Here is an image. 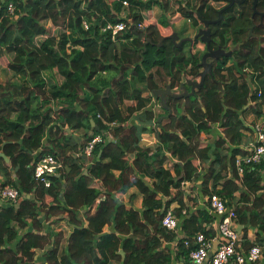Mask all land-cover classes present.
<instances>
[{"label": "trees", "instance_id": "16d2710c", "mask_svg": "<svg viewBox=\"0 0 264 264\" xmlns=\"http://www.w3.org/2000/svg\"><path fill=\"white\" fill-rule=\"evenodd\" d=\"M123 2L133 11L131 22L120 19ZM162 3L168 11L169 2ZM158 4L157 0H119L109 7L105 0H24L16 6V20L0 7V68L7 59L6 67L22 79V83L0 84V153L10 159L7 164L0 157V175L4 176L0 186L12 185L23 197L16 208H0V264H36L37 251H44L45 264H172L171 253L162 250L166 242H176L178 237L162 225L170 199L179 202L175 214L183 221L177 259L189 258L196 248L193 238L203 233L211 239L215 231L203 226L211 220L208 213L199 211L197 216L183 219L187 207L182 183L197 181L200 174L195 162L209 159L212 149H223L226 144L236 148L230 156L215 155L203 178V193H217L232 205L240 192L244 205L236 206V219L245 228L257 229L259 242H264V177L260 172L264 161L247 168L242 177L235 166L237 156L247 154L240 149L245 130L240 113L246 112L250 91L241 77L243 69L248 67L259 79L264 78V16L253 17L254 0H246L210 26L211 47L233 50V55L213 61L212 74L195 95L167 100L160 146L149 152L140 147L146 127L130 126L134 114L147 107V100L141 92L130 94V84L156 90L150 72L157 68L175 89L186 77L196 78L202 71L201 60L190 52V44L175 47L170 39L173 28L155 19L153 8ZM226 4L225 0H188L182 12L198 27L204 20H217ZM257 11L264 13V0H257ZM83 20L91 23L88 31ZM50 21L55 30L48 36ZM118 22H125L127 29L115 40L111 33L102 32L108 23ZM253 23L256 27L251 35ZM262 87L251 96L257 117L263 115V80ZM127 100H135L136 106ZM142 116L143 122L154 120L152 111H144ZM218 124L223 137L215 144L203 142V135ZM65 128L72 132L88 128L93 133L81 145L64 143ZM97 135L104 143L97 146L92 164L85 167L84 158L76 154ZM47 136L50 154L59 156L66 167L60 177H53L49 188L37 183L33 175L34 163L46 154ZM131 154H135L132 164ZM171 160L174 164L166 168ZM228 168L232 179L222 176ZM146 177L152 180L151 187L144 181ZM133 187L143 195L142 213L127 210L113 193H126ZM28 195L36 199L29 200ZM101 195L105 199L97 203ZM163 198L169 199L167 203ZM43 213L55 233H36L43 229ZM29 227L33 232H28ZM106 227L112 232L105 233ZM70 229L67 254L60 256ZM255 244L243 243L244 251Z\"/></svg>", "mask_w": 264, "mask_h": 264}, {"label": "crops", "instance_id": "0c3cea01", "mask_svg": "<svg viewBox=\"0 0 264 264\" xmlns=\"http://www.w3.org/2000/svg\"><path fill=\"white\" fill-rule=\"evenodd\" d=\"M105 1L109 7H112L114 2L119 1V0H105ZM137 1L147 2L150 0H137ZM157 1H159V4L153 8V15H154L155 19L158 20L159 22H164L168 26H171V28H173V30L178 33L180 39L188 38V37L194 38L198 34L199 30L204 27V25L202 23L199 24L198 27L193 26V22L189 18H187L185 16V14L182 12V9H185V6H186L185 4L188 2V0H157ZM164 1L169 2L170 8L168 11L164 10V8L162 7V4H163L162 2H164ZM132 14H133V11L130 12L129 6L124 7L123 12L120 14V19L127 20L128 22H131L132 21ZM16 19H18V17H16L13 20H16ZM84 21H87V20H83L82 24L84 23ZM89 24L91 26V23H89ZM47 30H48L47 35L51 36L55 30V24L52 21H50L48 23ZM84 30L88 31L85 28H84ZM189 50H190V52H193V54H198V56L201 60L203 55L207 52V47L204 43H202L201 41H198L195 45H193V46L190 45ZM226 51H232L233 52V50H227V49H226ZM213 61L214 60H211V59L209 60V62H212V63H213ZM150 74L153 76V80H154L155 85L157 87L156 90L151 91V90L147 89V86L145 84L131 83L129 91H130V94L134 93V92H136V93L141 92V96L147 100L146 101L147 107L144 109V111H152L154 113V120H152L150 122L149 121H146V122L141 121V117H143L142 114L144 111L135 113L134 116L132 117L133 120L130 122V126L136 125L138 127H146L147 130H145V132L142 133L141 138H140V147L145 149V150H148L149 152H152V151H156L160 146L159 133L161 130L162 123L166 122L165 110L167 108V100L170 97H172V95H174V94L177 95V94H180L181 92H183V91H181L180 87L182 84H185L186 80L192 79V80L200 82V77H196V78L186 77L184 79V81L179 85V87L172 89V87L170 86V81H169L168 77H166L165 74H163V72L161 70H159L157 68L153 69L150 72ZM241 77H242L243 81L248 85L249 90H250L249 91V97H248V105L245 108L246 112L240 113V117H241V119L245 125V130L243 131V139H242V143L240 145V149L247 151L252 146V144L256 138L255 126L258 123H260L262 120H264V105L261 108L263 115L261 117H257L253 111L255 101H253V99L251 98V96L254 95L257 90H260L263 88L262 87V80L264 83V78H262V80L259 79L258 73L253 71L252 69H249L248 67H245L243 69V74ZM8 81H13L16 83H22V79L19 76H15L6 66H2L0 68V84H5ZM168 87L171 88V95H168V94L163 95L162 93H159L162 91H166L168 89ZM127 101H131L130 103H132V104H135V102H136L135 100H127ZM56 103H58V101ZM134 106H136V104ZM127 107H128V105H127ZM169 113H171V112L169 111ZM135 116H136V118H134ZM90 123L92 126H95V122L93 121V119L91 117H90ZM220 126H221V124L215 125L213 128V131L210 134L203 135L202 141L205 143H209V144H215V142L218 141L219 138L223 137V130L221 129ZM65 131H66L67 136L65 137L63 142L64 143L65 142L70 143L73 141L79 145H81L82 142L87 137H90L93 133L92 130H90V129L88 130V128L80 129L76 132H72L68 128H65ZM44 145L46 146V149H45L46 154L45 155L50 154V150L52 149V147H49L50 143L48 140V136L45 139ZM235 148L236 147H231L229 144H226L223 147V149H217V150L212 149V152H211L212 154L210 155L209 159L206 158L202 162L201 161L195 162V166L198 167L199 174H200L197 181H195V182H193V181L183 182L182 187H181V191L184 193V196H185L184 197V203L187 207L182 212V214L184 215L183 219H188L190 216H194V215L197 216V213H199V211L208 213L211 216V220L209 222H205L203 224V226L205 225L206 229L212 228L215 231L214 237H217V226L220 223L222 216L216 214L215 212H213L210 209V207L208 205V196L207 195L205 196L203 193V188H204V186H202L203 178L206 176V174H208L209 168L212 167L213 162L215 160V155L219 154L220 156H226V155L230 156L231 151ZM42 150L43 149H41L39 152H41ZM0 154H2V153H0ZM51 155H53V154H51ZM134 158H135V154H131L128 156L130 164H132V162L134 161ZM88 162H89L88 159H83V164L85 165V167H89L92 164V162L90 164ZM174 162H175L174 160H171V162H169L167 166L165 165V167L171 168L172 165L174 164ZM7 164H10V161ZM179 165L181 167H183V163L180 162ZM65 170H66V168H65ZM65 170H63V171L65 172ZM216 170L217 171L219 170V166H216ZM170 172L172 173L173 176H176L175 170L171 169ZM260 172H261V175L264 177V168L262 170H260ZM114 174L116 176H119L120 172L114 171ZM60 175L58 177H60ZM222 176L224 177V179H228V178L232 179L233 174H232L230 168H228L227 170H224L222 172ZM3 179H4V176L0 175V180L2 181ZM12 179L13 180L16 179V176L14 174L12 175ZM144 181L147 182L150 185V187L152 186V180L150 178L146 177L144 179ZM12 187H14V186H12ZM212 187H213V184L212 183L209 184V188H212ZM113 193H115L116 199L121 204H123L127 210L134 209L140 213H142L144 211L143 195L137 187L131 188L126 193H117V192H113ZM260 194L261 193H259V195ZM26 198L29 200H35L36 196L35 195H28V196H26ZM104 199H105V195H101L97 199V203H100ZM234 199L235 200H234V202H232V205H231V203H229L226 200L229 208H236V206H238V205L239 206L244 205L243 201L241 202L240 192L236 193ZM22 200H23V198H22ZM168 200L169 199H167V198H163L164 203H167ZM170 200H171V202H169V203H171V204H170V207H169L167 213L171 212L172 214H174L177 217V215L175 214V211L180 209V204L177 200H175V201H173L174 199H170ZM61 203L64 204V201L62 199H61ZM2 204L3 205H1L0 208L9 207V206H13L16 208V206H14L10 203H7V202H3ZM83 212L84 211L82 209L80 212V215L84 219V216H83L84 213ZM44 215L45 214L43 213L40 216V220H42L41 222L43 225V229L39 232L37 231L36 233L42 234V235H47L51 232V230L55 233V231L53 230V227H50L49 222L45 221ZM178 221H179L178 227L176 228L175 231H172V232L177 233V235H178L176 242H166L163 245L162 250H165V251H168L171 253V255L173 257L172 264H191L190 257L187 259H183V258H181L179 260L177 259L178 241L182 237H184L183 226H182L183 221L180 219H178ZM234 224L236 226V230L237 231L239 230L240 231L239 233L244 235V237H243L244 238V242H243L244 244L250 243V245H252V244L258 243V245H260L261 248L263 249V256H262L261 260H259L256 263H246V264H264V242L263 243L259 242L258 230L254 229V228H245L243 225L238 223L237 219H235ZM61 226L64 227V224H62ZM55 228H56V231H59L61 229V227H55ZM27 230H28V232H33V227H29V229H27ZM104 230H105V233L112 232L111 227H106ZM71 233H72L71 229L67 230L65 233V239L63 240V243H62V246L60 249V256L67 254V239ZM23 234H25L24 231H23ZM215 245H216V243H215ZM43 253H44V251H37L36 257H35V263L36 264H45ZM111 264H120V263L113 262ZM230 264H235V263L232 262Z\"/></svg>", "mask_w": 264, "mask_h": 264}, {"label": "built area", "instance_id": "2783aa9c", "mask_svg": "<svg viewBox=\"0 0 264 264\" xmlns=\"http://www.w3.org/2000/svg\"><path fill=\"white\" fill-rule=\"evenodd\" d=\"M22 1L24 0H0V7H4L8 16L15 19L16 6ZM123 5L127 7L129 4L123 2ZM139 26L140 28H144L143 24ZM83 27L89 30L90 24L84 21ZM126 29L127 24L125 22L108 23L102 28V32L111 33L113 40H115ZM258 94L260 96V93ZM255 133V141L247 150V154L239 155L236 158L235 166L239 177L245 174L247 168L259 165L264 161V120L255 126ZM102 143H104L103 137L97 135L88 141L76 156L88 159V163L90 164L97 146ZM65 168L64 163L57 155H45L34 163V179L37 183L49 188L52 184L53 177L59 176ZM22 198L19 189L12 186H0V204L7 202L17 207ZM208 205L213 212L222 216L217 226V237L207 239L203 233H198L193 238L192 242H194L196 248L190 253L191 264H230L232 262L235 264H246L256 263L261 260L263 249L260 245L255 244L249 251H244L243 235L236 230L234 224L236 219L235 208H229L227 201L217 193L208 196ZM178 224V218L171 212L167 213L162 220V225L170 231H175ZM186 245L190 246V241H186ZM216 246L217 248H215Z\"/></svg>", "mask_w": 264, "mask_h": 264}, {"label": "water", "instance_id": "95a60500", "mask_svg": "<svg viewBox=\"0 0 264 264\" xmlns=\"http://www.w3.org/2000/svg\"><path fill=\"white\" fill-rule=\"evenodd\" d=\"M225 1L227 4L225 5V7L223 9H221L219 11V18L215 21H205V20L202 21V24L204 25V27L199 30L198 34L194 38L188 37V38L180 39V37L176 31H174L173 34L170 36V39L173 41L175 47H181L184 43H189L191 46H193L194 43L197 41H201L207 47V52L203 55V57L201 59V63H200V66L203 69L202 72L198 76V77H200V82L192 80V79L186 80L185 84H182L180 87L181 91H183V92H181L180 94H177V95L174 94V95H172V97L177 98V99H184V98H187L189 96L195 95L196 90L203 86L207 75H211L213 72V63L209 62V60L210 59L211 60H217V59L222 58V57H231L233 55L232 51H226L225 48L220 47L218 49H213L211 47L213 40H212V31H211L210 26L214 23L221 22L224 18L223 13L225 11H227L228 9L233 7L234 5L241 6L246 0H225ZM253 7H254L253 17H255L256 14H260L261 17L264 16V13H259L257 11V0H254ZM255 27H256V25L253 23V26L250 29L251 35H252ZM162 44H163V42H161L159 44V46H161ZM159 93H162L163 95L164 94L171 95V88L168 87V89L166 91H162ZM0 157H3L5 159V161L7 163H9L10 160L6 157V155L4 153L0 154ZM1 205H3V204L1 203L0 206ZM238 232H240V231L238 230ZM215 248H217V246ZM120 254L122 255L123 261H124V259H125L124 251L121 250Z\"/></svg>", "mask_w": 264, "mask_h": 264}, {"label": "rangeland", "instance_id": "374dc122", "mask_svg": "<svg viewBox=\"0 0 264 264\" xmlns=\"http://www.w3.org/2000/svg\"><path fill=\"white\" fill-rule=\"evenodd\" d=\"M7 63H8V61H7V59H5V60L3 61L4 66H7Z\"/></svg>", "mask_w": 264, "mask_h": 264}]
</instances>
